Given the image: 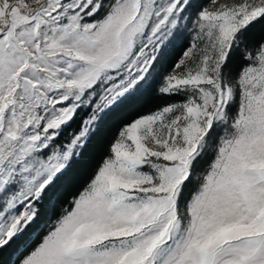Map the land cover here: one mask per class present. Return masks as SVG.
Masks as SVG:
<instances>
[{"label":"snow or ice","instance_id":"1","mask_svg":"<svg viewBox=\"0 0 264 264\" xmlns=\"http://www.w3.org/2000/svg\"><path fill=\"white\" fill-rule=\"evenodd\" d=\"M0 264H264V0H0Z\"/></svg>","mask_w":264,"mask_h":264},{"label":"trees","instance_id":"2","mask_svg":"<svg viewBox=\"0 0 264 264\" xmlns=\"http://www.w3.org/2000/svg\"><path fill=\"white\" fill-rule=\"evenodd\" d=\"M155 103H158L157 100H155L153 97L149 96V97H146L145 100L143 101V104L141 105V107L144 109V110H147L148 107L152 106L153 104ZM128 113H121V114H118L117 116H115L113 118V120L111 121L110 123V127H115V125L120 121L121 118L127 116Z\"/></svg>","mask_w":264,"mask_h":264}]
</instances>
